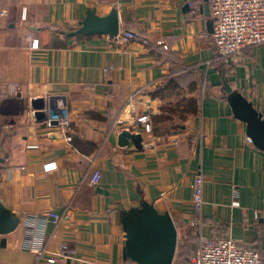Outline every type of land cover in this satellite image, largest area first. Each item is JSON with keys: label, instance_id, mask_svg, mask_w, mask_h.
<instances>
[{"label": "crops", "instance_id": "obj_1", "mask_svg": "<svg viewBox=\"0 0 264 264\" xmlns=\"http://www.w3.org/2000/svg\"><path fill=\"white\" fill-rule=\"evenodd\" d=\"M88 8L100 16L116 8L119 32L148 34L150 45L72 35ZM208 18L206 0H0V199L18 217L0 235V264H47L63 243V264H137L123 257L121 210L143 198L168 210L194 243L200 233L243 239L264 261V151L223 84L264 117V44L229 63L216 59L199 37L211 33ZM166 35H174L168 50L157 43ZM133 96L136 113L149 110L154 122L140 149L118 143L119 121L133 119L126 107ZM65 106L71 142L46 134L48 115ZM177 126L182 144L169 145ZM48 163L56 167L46 170ZM197 170L205 178L199 210ZM50 210L67 219L54 223Z\"/></svg>", "mask_w": 264, "mask_h": 264}, {"label": "built area", "instance_id": "obj_2", "mask_svg": "<svg viewBox=\"0 0 264 264\" xmlns=\"http://www.w3.org/2000/svg\"><path fill=\"white\" fill-rule=\"evenodd\" d=\"M206 2L209 7L210 18L213 20V31L208 33L206 30H202L199 37L209 41L218 55L224 58L227 63L245 50L264 44V0H206ZM114 39L117 44L135 42L147 46L151 43L148 34L142 35L134 30L119 32L114 36ZM173 39L174 35H166L157 43L163 49L168 50L170 49V41ZM38 46L37 41L32 43V48H38ZM137 100L136 96L131 97L126 106L133 114L132 122L127 124V121L120 120L118 126L122 127L121 132L126 129L144 137L146 134H153L154 122L149 110L136 113L138 110ZM45 125L48 130L47 135H61L68 142L73 140L71 119L67 106L49 114L45 120ZM169 133H171L168 140L169 145L182 144L179 141L180 137L184 135L182 128L174 127ZM29 147L34 146L29 145ZM54 167H56L54 163H48L45 166L46 170ZM20 168L25 169V166ZM100 179L101 174L98 171L95 172L92 181L98 183ZM204 184V174L202 170H197L192 180V202L196 210L201 209L205 203ZM234 191L232 203L239 205L236 190ZM48 215L56 224L67 219V216H62L55 210H50ZM191 224L196 225L195 220ZM27 235L32 236L33 234L28 232ZM65 251L67 252L68 248L63 243L59 248L58 256L46 258V263L63 264L62 258L66 254ZM172 264H178L176 257ZM190 264H264V261L260 252L249 246L243 239L200 233L193 245Z\"/></svg>", "mask_w": 264, "mask_h": 264}, {"label": "water", "instance_id": "obj_3", "mask_svg": "<svg viewBox=\"0 0 264 264\" xmlns=\"http://www.w3.org/2000/svg\"><path fill=\"white\" fill-rule=\"evenodd\" d=\"M208 30L213 31L207 5ZM120 31L118 10L114 8L109 14L100 16L94 8H88L80 26L72 35L107 34L116 36ZM226 99L234 115L246 123V132L254 145L264 151V117L239 89H233L224 79ZM38 101H35L37 103ZM47 114H42L46 119ZM143 136L123 130L118 136L120 146L143 147ZM18 223V217L10 211L0 199V235L12 232ZM121 223L125 232L123 257L137 264H172L176 257L179 240L185 233L183 227L177 226L168 210H160L153 201L141 199L140 203L121 210ZM6 238H0L4 246Z\"/></svg>", "mask_w": 264, "mask_h": 264}, {"label": "rangeland", "instance_id": "obj_4", "mask_svg": "<svg viewBox=\"0 0 264 264\" xmlns=\"http://www.w3.org/2000/svg\"><path fill=\"white\" fill-rule=\"evenodd\" d=\"M178 118V117H177ZM178 128H181L180 126H177ZM194 240L191 238L189 241H180L178 244V250L182 253L183 256L186 257V260H183L181 258H177L176 261L178 264H190V260L193 254V244Z\"/></svg>", "mask_w": 264, "mask_h": 264}, {"label": "trees", "instance_id": "obj_5", "mask_svg": "<svg viewBox=\"0 0 264 264\" xmlns=\"http://www.w3.org/2000/svg\"><path fill=\"white\" fill-rule=\"evenodd\" d=\"M218 55V54H217ZM219 56V55H218ZM216 56V59H221V57L219 56ZM225 69V71H222L224 74H227L228 73V71L231 69V66H227V67H225L224 68ZM193 90H195V88L193 89ZM158 93H162L161 91H157ZM161 95V94H160ZM194 102H196V100L194 101ZM192 107H194L193 105H192ZM194 110H195V108H193ZM191 238L188 236V235H186V233H184V235L182 236V238L179 240V242L180 241H185V242H187V241H189ZM179 244V243H178ZM179 259V258H181V259H183V260H186V257L185 256H183L182 255V253L181 252H179V250H178V248H177V253H176V259Z\"/></svg>", "mask_w": 264, "mask_h": 264}]
</instances>
